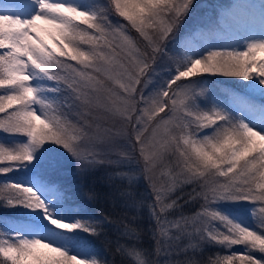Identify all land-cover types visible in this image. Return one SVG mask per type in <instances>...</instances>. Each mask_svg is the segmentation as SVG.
I'll list each match as a JSON object with an SVG mask.
<instances>
[{"label": "snow or ice", "instance_id": "obj_1", "mask_svg": "<svg viewBox=\"0 0 264 264\" xmlns=\"http://www.w3.org/2000/svg\"><path fill=\"white\" fill-rule=\"evenodd\" d=\"M196 8V0H0V131L27 138L0 144V176L44 156L42 146H60L76 173H106L122 210L148 209L152 241L136 246L135 217L53 218L34 187L0 182L5 207L39 210L48 222L0 239V264H264V0L258 16L239 0L212 16L197 18ZM211 77L236 80L221 99L205 86ZM132 173L146 185L140 200L123 183ZM44 182L70 214L83 213L65 182ZM239 201L253 205L255 228L214 207ZM113 227V258L61 243L87 249ZM42 229L47 236L27 234ZM205 246L226 254L199 258Z\"/></svg>", "mask_w": 264, "mask_h": 264}, {"label": "trees", "instance_id": "obj_2", "mask_svg": "<svg viewBox=\"0 0 264 264\" xmlns=\"http://www.w3.org/2000/svg\"><path fill=\"white\" fill-rule=\"evenodd\" d=\"M199 2L203 1L206 2V6H204L203 9H210L213 10L215 4L218 2V0H198ZM197 1V2H198ZM221 2H223L221 0ZM200 16L197 18L203 16L201 13H199ZM212 79V77L210 78ZM217 81V80H214ZM233 82V81H232ZM229 86L232 85L230 82H219V83H214V87L216 86ZM225 90V89H224ZM2 115V114H0ZM0 144L6 145V146H13L15 145L11 134L5 133L0 131ZM29 163H25V166ZM64 169H68L70 172H72V168L68 166L63 167ZM53 168L50 169H42L40 171V174H44L45 177H49L53 174ZM92 173V172H91ZM105 172L99 173L98 174L93 173L89 175L91 178L89 179H84V184L82 190L81 197L85 198L86 202L88 203V206L92 207L96 211H103L105 214L111 213L113 219H117L121 216L127 215L129 219H132L135 217L133 220V227H135L138 230V235L139 239L135 242L139 247H144V248H150L152 241L149 239V234L147 232V224H148V209L144 206H140L138 208H128L126 211L122 210L123 209V201L119 198L117 195L114 199L109 198L108 194L111 192V185L107 181V176ZM55 176V175H54ZM93 177V179H92ZM137 175L132 174V179L129 181L128 179H125L123 183L128 186L130 185L131 188L134 191L135 197L137 200L142 199V197L146 194L145 189L146 185L145 182L140 179L136 178ZM82 180V179H80ZM31 181H34L31 176L27 174V170H19V171H11L7 173L4 176H0V182H12V183H20L28 186L31 185ZM90 193H95L96 194V199L92 200L89 199V201L86 199V197L89 198ZM52 194V199L54 202V205H59V201L61 199V195L58 194L55 190L51 192ZM119 205V206H118ZM61 204L59 205V207ZM191 209H188L186 211V214H191ZM22 215L19 214H14L10 209H7V207L4 206L3 202L0 201V235H4L6 238L9 236V234L6 232V229L9 230L10 227H15V223H17ZM75 218L74 216H71ZM72 218V220H74ZM127 223V220L124 221ZM122 231V229H121ZM106 232L109 233L108 236H101L100 238L93 237L91 238L89 247L98 252L106 253L109 252L111 253V248L108 247V241H112L113 245L116 241V238L119 235V232L115 227L106 229ZM125 239L127 238H121L120 243H124ZM239 247V246H238ZM236 250H239L237 248ZM217 254H226V250L222 249L221 247L218 246H205L202 249V255L199 258L202 259H208V258H215ZM112 257V256H111ZM113 258V257H112ZM115 259H119V256L114 257ZM128 259H131L128 257Z\"/></svg>", "mask_w": 264, "mask_h": 264}, {"label": "rangeland", "instance_id": "obj_3", "mask_svg": "<svg viewBox=\"0 0 264 264\" xmlns=\"http://www.w3.org/2000/svg\"><path fill=\"white\" fill-rule=\"evenodd\" d=\"M198 0H196L197 3V8L195 10V16L198 17L200 16L199 13H201L203 16L208 14V8L207 9H203L204 6H206V2H197ZM215 1V0H214ZM227 6L230 5L232 3L235 2V0H222ZM239 2L241 3H247V4H253L255 5V11L257 12V16L259 14V5L261 0H239ZM256 35H259V31L257 30ZM261 55H264V53H261ZM161 75H167L164 72H161ZM208 83L205 86H209L211 87V90L218 93L219 94V98H223V90L224 89H228L231 88L232 85L229 86H216L214 87V83H219V82H230L231 84L233 83L232 81H235L236 78H227V77H212V79L208 78ZM217 80V81H214ZM3 90H0V92H2ZM257 102L259 103V97L257 96ZM38 107V106H37ZM13 135V134H11ZM24 136H20V135H13V141H15L16 143L14 144H22L23 142L21 141V138ZM26 139L27 142V138L24 137ZM23 139V140H25ZM44 148H47L48 151L47 153H45L44 156H39L38 153H34V159L32 161V163L38 164L40 167H42L43 169H50L52 167H50L49 161L52 159L55 160H59L62 162V167L57 166L56 169H53V174L55 175H51L49 174L51 177L61 180L62 182H65L70 189L75 193V195L82 201L83 203V213L80 214H70L68 212V210L64 207V201L61 197L60 201H59V205L61 204V206L59 207V205H54V202H51V199L49 198V188H47L42 195V199L45 200L46 206L48 207L50 213L52 214L53 218H58V219H63L66 221L71 222L72 218L71 216H74L75 218L73 219H87L88 215L91 214H95L97 211L94 210L92 207H90V205L88 206V203L86 202L85 198L81 197L82 194V190L81 188H83V184H84V179H89L91 178L89 175L93 174L96 172V174L102 173L104 172L103 170H94L91 172H89L86 175H82L79 173L75 172V163L72 161V158L67 154V152H65L64 149H62L60 146L57 145H44L42 146V149L40 151H42ZM70 168H72V172H70L68 169H64L63 167L68 166ZM29 169H31V166L28 167ZM19 170H27V165L25 166H19L17 168H14L13 171H19ZM12 171V172H13ZM133 175H136L135 173H132ZM105 175V173H104ZM136 178H140L142 179V177L138 176ZM82 179V180H80ZM93 179V177H92ZM143 180V179H142ZM38 182H40L41 184H44L40 179H38ZM52 188V186H51ZM46 193V194H45ZM86 199L89 201V198L86 197ZM214 207L216 208L217 211L223 213L224 215L228 216L230 219L234 220L235 222H239L244 226H248L251 228H255V223L252 217V211L251 209L253 208V205L248 203L247 201H239V202H218L216 205H214ZM199 208V205H195L192 210L195 211L196 209ZM7 209H10L14 214H19L22 216H25L27 218H29L30 220H33L32 222L35 221H39L41 220L44 224H47L48 222L46 220H44L43 217V213L39 212V210L37 211H33L30 209H26L23 207H7ZM51 227V226H49ZM31 235H36V236H47L48 233L46 230H40V231H32L30 232ZM86 235V234H85ZM6 238L4 235H0V239H4ZM63 244L64 247L69 248L71 251H79L82 255H106V253H102V252H98V251H94L92 250L89 246L87 249H79V248H73L72 245L70 243H65V242H61ZM90 244V243H89ZM136 246L138 247V245L136 244ZM220 247V246H218ZM234 247H238V246H234ZM240 247V246H239ZM236 250V249H235ZM109 258L111 257V253L109 254ZM131 258V257H130Z\"/></svg>", "mask_w": 264, "mask_h": 264}]
</instances>
